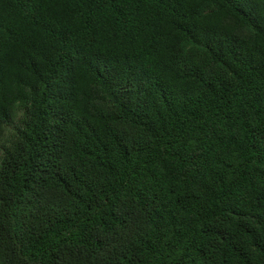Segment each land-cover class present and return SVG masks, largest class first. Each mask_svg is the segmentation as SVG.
Returning a JSON list of instances; mask_svg holds the SVG:
<instances>
[{
	"label": "trees",
	"instance_id": "trees-1",
	"mask_svg": "<svg viewBox=\"0 0 264 264\" xmlns=\"http://www.w3.org/2000/svg\"><path fill=\"white\" fill-rule=\"evenodd\" d=\"M0 264H264V0H0Z\"/></svg>",
	"mask_w": 264,
	"mask_h": 264
}]
</instances>
